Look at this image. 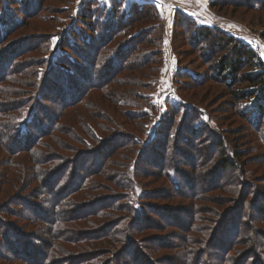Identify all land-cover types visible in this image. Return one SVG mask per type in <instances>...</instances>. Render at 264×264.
Wrapping results in <instances>:
<instances>
[{
    "label": "trees",
    "instance_id": "trees-1",
    "mask_svg": "<svg viewBox=\"0 0 264 264\" xmlns=\"http://www.w3.org/2000/svg\"><path fill=\"white\" fill-rule=\"evenodd\" d=\"M158 16L154 3L133 1L117 21H105L107 33L82 35L83 47L66 36L60 47L68 53L56 59L29 55L39 45L16 52L14 59L0 54V264H264V227H255L264 223V210L257 219V212L250 218L246 209L257 207L264 192L251 196V184L242 182L243 130L229 139L206 121L213 134L203 140L192 132L195 111L194 117L182 113L188 127L180 129L181 122L172 133L177 109L174 120L164 117V126L160 119V144L158 134L130 117L142 120L145 112L119 111L130 105L127 96L136 83L134 74L124 73L144 69L158 55L148 47L163 40ZM178 16L175 23L188 21ZM124 19L131 25L152 21L149 29L116 42L115 34L127 28ZM193 31L212 61L211 76L223 80L239 116L264 140V61L257 49L213 26L196 25ZM6 39L0 38L1 47ZM112 42L115 49L103 52ZM115 111L126 130H110ZM160 179L165 182L159 190L147 189L150 180ZM218 192L228 202L221 195L216 199ZM223 232L218 247L214 242Z\"/></svg>",
    "mask_w": 264,
    "mask_h": 264
},
{
    "label": "rangeland",
    "instance_id": "rangeland-1",
    "mask_svg": "<svg viewBox=\"0 0 264 264\" xmlns=\"http://www.w3.org/2000/svg\"><path fill=\"white\" fill-rule=\"evenodd\" d=\"M133 1L151 2L158 7L159 18L155 21L159 22L160 36L163 35V40L161 43L160 41L154 42L156 45H148L151 50L158 52V55L154 56V63L139 71H126L124 73V75L134 74L136 83L131 88L134 92L132 91L131 95L127 96L130 105H124L119 111L123 113L124 110H129L132 113L145 112L146 116L144 115L145 117L142 120L138 116L130 117H136V120L133 121L144 124L147 133H150V135L155 134L156 136L158 134L160 144L163 143L161 136L163 129H161L162 124L159 125L160 119H163L164 126L166 120V118L164 120V117L168 115V120L171 121L169 117L172 116L174 120L173 111L177 109L180 112H177L178 116L175 122H171V132L176 131L181 122L184 123V127L180 126V129L188 127V120L182 119V113L185 112L188 113L189 117H194L195 111L199 118L196 119L198 121H193L195 124L194 127L192 126L194 129L192 132L195 135H200L203 140L213 134L208 132L206 126L203 125L206 121H208L207 126H211L214 133L220 132L224 136L228 135L229 139H232L242 129L244 135H240L239 147H242L244 153H246L242 159L247 163V170L242 174V182L251 184V191H254L251 196L256 195L255 192L258 193L259 190L264 192V190H261L264 186H258V183L262 182L264 178V140L260 137L261 131L249 126L246 120L244 122V119L237 113L234 102L227 95V87L223 80L211 76L210 66L212 64L210 63L212 61L209 62L203 55L201 44L197 45L199 38L194 35L193 31L196 25L219 28L255 47L264 61V0H240L242 1L240 2L241 6L228 4L222 8L212 6V0H6V4L0 5V24L1 26L3 24V30L0 29V38L7 37L4 46L1 47L0 45V54L6 56L12 53L11 59H14L17 55L16 52L30 51L29 49L36 47L35 45H39L38 50L30 52L29 55L38 57L44 54L56 59L68 53V48L60 47L66 36L68 40L71 38L77 40L78 45L83 47L82 35H103L107 33L111 28L108 27L105 21H117L118 14H121ZM115 3L117 6H115ZM2 14H7L5 19L1 18ZM178 14L187 18L188 21L183 22V24L175 23L180 18ZM82 16L91 21L96 30L88 29L81 21ZM151 21L146 19L145 21L134 22L131 25L130 23L127 24V19H124L123 22L127 28H122L118 34H115L117 35L116 42L121 43L126 38L125 36L149 29ZM188 25H192L193 28ZM188 29L191 32L187 31ZM7 30L9 32L6 33ZM156 33L159 32H155L153 35H156ZM49 36L52 37L49 44L43 43L42 41ZM116 42L110 43L103 49V52L114 48ZM203 42L206 43L205 40ZM158 43L161 45L157 49ZM46 46H50V48H46ZM29 55L20 58V60ZM7 60L9 61V58L5 62ZM75 61L79 67H84L85 63L82 60L75 59ZM25 69L29 71L31 67L26 66ZM152 69H154L153 73ZM141 71L147 72L140 74ZM119 111L111 113L116 119V124L114 123V127L110 126V130L127 129V125L125 126V123L124 125L122 123L123 118ZM262 114L261 118L264 121V112ZM94 125L101 132V126L98 123H94ZM244 127L248 128L247 131ZM86 142H89V139H86ZM148 167L151 168L152 166ZM228 172L229 170L226 176L229 175ZM163 181V179L157 182H151L150 180L146 187L148 190L158 187L159 190V187L163 185ZM218 193L220 194L216 196V199L221 195L224 202H228L226 201L227 196L223 194L224 192ZM213 194L215 195V193ZM263 199L264 194L258 200L256 199L255 203L258 204V208L254 206L246 208L247 211H252L250 218L256 212V218L261 215L258 212L261 208L264 210ZM150 202L155 203L158 201L151 200ZM158 206H160V203H158ZM239 211L240 209H237V212ZM182 213L181 210L177 214L182 216ZM255 227L256 229H263L259 227H264V223H258L257 221ZM168 231L172 232L173 229L171 228ZM158 234L162 236L163 233L158 232ZM224 236L225 233L223 232L214 242L215 245ZM164 237L171 239L169 234L164 235Z\"/></svg>",
    "mask_w": 264,
    "mask_h": 264
}]
</instances>
